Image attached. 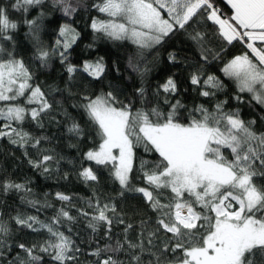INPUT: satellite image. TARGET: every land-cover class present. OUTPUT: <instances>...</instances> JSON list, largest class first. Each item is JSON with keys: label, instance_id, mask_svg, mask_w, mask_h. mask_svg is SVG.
<instances>
[{"label": "snow or ice", "instance_id": "6c2138e0", "mask_svg": "<svg viewBox=\"0 0 264 264\" xmlns=\"http://www.w3.org/2000/svg\"><path fill=\"white\" fill-rule=\"evenodd\" d=\"M223 3L231 14L216 0H93L88 7L98 15L87 25L93 41L86 48L98 40L135 47L125 70L141 83L128 93L109 79L110 72L124 79L118 62L110 68L103 55L72 59L82 35L74 26L85 7L82 0L0 2V141L20 150L38 174L68 180L69 173L61 171L66 158L52 137L29 128L55 123L78 154L67 161L78 180L98 185L99 171L106 170L119 186L118 197L138 196L155 214L149 217L154 226L141 219L133 239L134 225L115 198L102 200L94 191L77 207L72 196L56 192L60 207L55 208L47 193L39 198L31 178L17 180L0 169V195L15 193L23 206L0 210V264H45V257L46 264H82L84 249L73 232L80 219L93 234L103 230L105 243L88 252L94 257L89 264H264V0ZM53 12L63 22L54 43L47 44L42 33ZM205 23L214 26V48L208 46L209 33L193 27ZM22 28L31 46L27 58L18 50ZM177 34L197 53L191 61L184 58L186 82L182 86L170 74L150 89L146 78ZM237 44L240 53L225 58ZM54 60L62 67L63 83L44 85L37 72ZM213 61H220L221 75L206 70ZM167 62L177 65L181 58L168 51ZM225 79L235 86L230 99L237 107L218 98L226 92ZM93 81L99 91L92 90ZM185 94L203 100L189 105ZM239 105L260 115L245 119ZM140 148L155 158L138 159ZM46 209L54 212L41 219ZM133 211L147 214L140 206ZM115 225L124 226L123 235L112 243ZM30 234L39 238H26Z\"/></svg>", "mask_w": 264, "mask_h": 264}, {"label": "trees", "instance_id": "16d2710c", "mask_svg": "<svg viewBox=\"0 0 264 264\" xmlns=\"http://www.w3.org/2000/svg\"><path fill=\"white\" fill-rule=\"evenodd\" d=\"M2 3H8V0H0ZM85 7L82 8L77 16L74 18V26L81 32V40L78 46L75 48L72 54V59L74 62H77L81 59L90 58L95 59L99 55L105 56L109 67L111 68L113 62H118L121 71L124 74V79H119L116 77V74L113 72L109 73V79L112 80L113 83L119 82L120 87L128 93H131L132 89L141 83L140 78L136 76L135 73H130L126 71L127 59L130 55H132L135 51V47L130 43L124 44H114L111 41L107 40H98L93 49L86 48V45L92 43L93 34L91 30L87 27L90 22V17L94 15H98L94 10L90 9V6L93 3V0H82ZM216 3L223 9L225 13L231 14L230 8L223 3V0H216ZM63 19L60 17V13L53 12L49 16V20L46 22V28L44 33H42V39L47 44L54 43L56 39V30L58 28V24L62 23ZM193 27H200L203 30L209 33L208 36V46L216 47L218 41L214 36H212V26L210 23L193 25ZM18 50L21 56L27 58L30 55V44L24 37V29L22 28L18 35ZM242 50V46L237 44L235 47H230L228 51L224 54L225 58H230L234 54H239ZM168 51H176L177 55L181 58V63L177 65H172L167 62V52ZM197 56L195 49L191 46L190 42L185 39V37L181 34H177L176 37L173 38L172 41L169 42L164 48L160 50L158 63H156L153 71L147 76L145 85L150 89L154 88L156 84L161 83L163 79L170 74H175L176 77L181 81V84L186 82L185 78L187 76V67L183 62L184 58L187 57L189 61H191L194 57ZM153 57L150 55L149 60H152ZM151 66V65H150ZM220 61H213L212 63L207 65L206 70L210 73H215L217 75H221L219 72ZM38 81L44 85H57L63 83L62 76V67L54 60L52 65L48 69H39L37 72ZM131 75V79H128V76ZM223 79V77H222ZM88 81H85L87 84ZM107 83V82H105ZM225 83L227 85L226 92L219 93V99H229V104L227 107L234 108L237 107L236 102L232 101L230 98L234 94L235 86L232 81L226 80ZM95 87L92 89L94 91H99L100 85L97 82H92ZM182 99L185 103L191 105L195 100L196 102H201L203 98H196L194 94H185ZM241 109V115L245 119L255 118L260 115L258 109H253L245 105H239ZM75 114V113H74ZM58 119H62V117H57ZM80 118L79 116L77 117ZM45 129H36L34 126H29L30 130L36 134H46L52 137V145H54L58 151H61L65 156L66 160L61 164V171L69 173V179L64 180L63 178L57 177L53 175L49 178H45L44 176L38 174L34 171L28 164L26 159L23 157L22 153L18 149H14L13 146L7 144L6 141H0V169L6 170L9 174H11L17 180H22L24 178H31L33 184L31 185L36 194L39 196L41 200L44 199V194H48V199L51 203L54 204L55 208L60 207V202L55 199L56 192H64L73 197V203L77 207H84L85 202L93 197V192L102 199L107 200L109 197L115 198V203L118 208L125 213V220L133 223L134 230L129 232V236L131 238H135L139 233L140 222L141 219L147 220L149 225L154 226L153 220L149 219V217L154 218V213L151 212L150 209H147L144 205L142 199L138 196L134 197L133 194H126L125 198H121L117 196L118 185L113 183L108 176L106 170L101 169L98 173L100 176V183L95 186H87L83 182L77 179L75 170L71 163L67 161L78 159V154L75 149H70L67 147V138L63 137L61 132L62 130L57 128L55 123L48 124L46 121ZM258 127L261 125L258 123ZM59 137V139H57ZM91 141H85V148L90 146ZM51 146V145H50ZM137 157L139 158H155V154H152L151 157L149 154L143 152V149H137ZM138 163V161H137ZM139 183V181H136ZM0 201L3 202V207L0 210L5 212L12 211L19 205V198L17 194L10 193L7 196L0 195ZM136 206H140L145 209L146 215H139L133 211V208ZM23 207V206H20ZM27 211L32 212V209H27ZM54 209H46L44 212L40 213L41 219L46 218L47 216L52 215ZM72 214L76 215L75 209L72 210ZM123 225H115L113 228V240L112 243H115V239L122 238L123 235ZM101 234H93L91 230L86 227V222L83 219L73 225L74 238L77 240L79 246L84 249L83 254L80 255V259L82 264H89V262L94 260V257L88 255V252L92 250L96 244L99 246H103L105 240L101 238ZM31 239H38V234H30L29 237ZM91 245V247H90ZM123 259L124 257L121 256ZM47 257H45V264L47 262Z\"/></svg>", "mask_w": 264, "mask_h": 264}]
</instances>
